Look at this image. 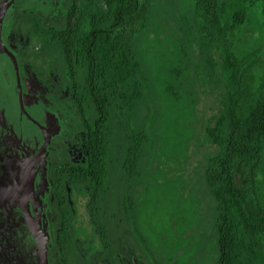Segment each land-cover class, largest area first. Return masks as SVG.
<instances>
[{
  "label": "trees",
  "instance_id": "trees-1",
  "mask_svg": "<svg viewBox=\"0 0 264 264\" xmlns=\"http://www.w3.org/2000/svg\"><path fill=\"white\" fill-rule=\"evenodd\" d=\"M68 6L64 25L52 24L47 34L72 63L70 69L84 74V92L100 110L89 115L99 124V130L89 126L88 170L97 183L87 187L96 190L92 199L100 207L94 212L102 213L104 204L117 206L122 194L135 205L140 164L149 161L154 118L144 103L150 85L140 81L134 39L150 15L170 16L182 29L192 13L209 37L189 40L199 44L198 73L190 77L198 83L188 90L170 78L163 90L181 109L200 108V92L212 98L206 87L218 90L211 104L200 108L206 112L202 141L210 152L200 187L210 193L205 196L215 210L212 227L219 246L212 264H264V0H76ZM184 34L190 35V29ZM202 60L210 63L208 68H200ZM183 73L170 70V75ZM177 87V96L195 97L171 98ZM111 231L107 227L105 233ZM166 257L157 254L156 263L173 264Z\"/></svg>",
  "mask_w": 264,
  "mask_h": 264
},
{
  "label": "flooded vegetation",
  "instance_id": "flooded-vegetation-1",
  "mask_svg": "<svg viewBox=\"0 0 264 264\" xmlns=\"http://www.w3.org/2000/svg\"><path fill=\"white\" fill-rule=\"evenodd\" d=\"M70 1L0 0V264H40L42 242L47 264H149L130 198L93 210L100 110L47 34Z\"/></svg>",
  "mask_w": 264,
  "mask_h": 264
},
{
  "label": "rangeland",
  "instance_id": "rangeland-1",
  "mask_svg": "<svg viewBox=\"0 0 264 264\" xmlns=\"http://www.w3.org/2000/svg\"><path fill=\"white\" fill-rule=\"evenodd\" d=\"M40 7L44 9L43 5ZM150 16L133 43L134 54L141 64L140 81L150 85L147 94L150 98L144 104L147 114L154 118L152 130L148 132L149 161L143 160L140 164L142 180L135 191L138 194L135 196L137 233L154 256L149 264H156L157 254L167 256L170 261L173 259V264H212L219 246L212 227L215 210L205 196L210 193L200 187L206 158L210 155L202 141L206 112L200 108L210 105L218 90L214 86L206 87V93L212 98L200 92V108L187 109L170 104V93L166 92L168 89L163 90V86L170 85V78L188 90L190 84L198 83L193 78L198 73L199 44L191 45L189 40L209 37L200 28L201 20L192 13L189 20L181 24L182 29L170 16ZM186 27L190 35L184 34ZM215 58L218 60L217 56ZM208 65L209 62L202 60L200 68L206 69ZM175 69L185 73L170 75V70ZM178 91L179 88H175L171 98L195 97L189 93L177 96ZM152 97L159 100L155 102ZM209 113L207 110V115ZM159 264L165 263L160 261Z\"/></svg>",
  "mask_w": 264,
  "mask_h": 264
},
{
  "label": "water",
  "instance_id": "water-1",
  "mask_svg": "<svg viewBox=\"0 0 264 264\" xmlns=\"http://www.w3.org/2000/svg\"><path fill=\"white\" fill-rule=\"evenodd\" d=\"M41 246V256H40V264H47V261H46V247H45V244L42 242L40 244Z\"/></svg>",
  "mask_w": 264,
  "mask_h": 264
}]
</instances>
